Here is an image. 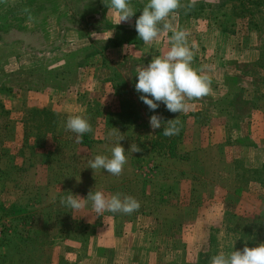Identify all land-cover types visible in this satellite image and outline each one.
<instances>
[{
    "label": "rangeland",
    "instance_id": "1",
    "mask_svg": "<svg viewBox=\"0 0 264 264\" xmlns=\"http://www.w3.org/2000/svg\"><path fill=\"white\" fill-rule=\"evenodd\" d=\"M129 3L135 15L117 25L110 0H0V264H211L264 242V0H195V11L181 0L170 14L195 43L193 68L210 69L209 93L186 113L140 100L137 68L170 50L172 33L145 44L135 21L148 0ZM129 32L137 43L109 42ZM75 115L92 126L79 143L65 128ZM152 115L178 119L179 133L153 130ZM121 136V175L87 168ZM92 189L141 206L97 216L90 202L73 214L61 203Z\"/></svg>",
    "mask_w": 264,
    "mask_h": 264
},
{
    "label": "clouds",
    "instance_id": "2",
    "mask_svg": "<svg viewBox=\"0 0 264 264\" xmlns=\"http://www.w3.org/2000/svg\"><path fill=\"white\" fill-rule=\"evenodd\" d=\"M194 4L195 0H191L188 7ZM182 6L181 0H148L142 14L135 21L138 37L145 44L151 43L169 31L172 33L170 50L153 58L147 66L137 68L138 82L135 84V90L141 94L140 100L151 111L156 110L162 103L172 113H186L191 107L189 101L202 98L210 91L211 76L208 66L201 69L192 66L195 43L189 46L187 31L177 30L168 22L170 14ZM109 10H114L117 25L121 22H130L136 13L130 6L129 0H110ZM33 19L34 17L29 14L26 22H31ZM149 124L153 130L163 127V135L168 137L177 135L180 131L177 127L178 119L164 121L160 115H152ZM65 128L76 134L78 143L85 133L92 132L89 120L81 115L69 116ZM114 134L109 133L110 136ZM123 139L124 137L121 136L116 140L110 156L98 154L89 159L87 168L93 169L94 174L97 170L103 169L111 175H121L127 164L126 150L121 144ZM127 151L138 153L142 149L132 143ZM76 179L79 182L80 178ZM89 202L97 216H103L105 212L131 215L141 206L140 202L131 195L120 192L107 194L103 190L93 191V189L86 198L71 192L61 199V203L69 207L72 214L83 212ZM211 264H264V242L256 247H248L246 244L242 250H234L230 253L220 251L211 258Z\"/></svg>",
    "mask_w": 264,
    "mask_h": 264
},
{
    "label": "trees",
    "instance_id": "3",
    "mask_svg": "<svg viewBox=\"0 0 264 264\" xmlns=\"http://www.w3.org/2000/svg\"><path fill=\"white\" fill-rule=\"evenodd\" d=\"M199 7H198V4H194L193 6H192V9H193V11H195V10H197ZM131 35H132V33L131 32H129L128 33V36H126V37H124L123 39L125 40H123L122 38H120V37H117V38H114V39H111L109 42H111L112 43V45H113V47H118V46H120L121 44H123V43H137V41H132L131 40ZM91 52H92V54H90V56L92 55V57H94V56H96V55H98V54H100L101 53V50H100V48H97V49H92L91 50ZM91 58V57H90ZM89 60V55H87V56H85L84 58H82L80 61H79V63L77 62V66L78 67H80V68H82L83 67V65H85L86 63H87V61ZM85 63V64H84ZM69 66H71V63L70 62H68L67 63ZM67 72H64V74H66ZM53 75H57V73H55V74H52L51 75V79H52V77H53ZM57 78V76H55L54 77V79H56ZM51 79H50V81H51ZM240 228H242L241 230H240V228H239V230H238V232H237V234H238V238H237V240H238V243H243L244 241H245V237H244V235H243V231L245 230V229H248V225L246 226V224L245 223H243V226H239ZM262 228V226L261 225H253V226H251L250 227V231L251 232H255V234L256 233H260L261 232V229ZM255 234H253V235H255ZM203 264H206V262H203Z\"/></svg>",
    "mask_w": 264,
    "mask_h": 264
},
{
    "label": "crops",
    "instance_id": "4",
    "mask_svg": "<svg viewBox=\"0 0 264 264\" xmlns=\"http://www.w3.org/2000/svg\"><path fill=\"white\" fill-rule=\"evenodd\" d=\"M43 207H44L43 205H40V206H35L34 208H31V209L40 210V209H42ZM27 209H30V207L27 208ZM23 221H24V223L26 224V226L29 227V226L31 225L30 220L23 218Z\"/></svg>",
    "mask_w": 264,
    "mask_h": 264
},
{
    "label": "built area",
    "instance_id": "5",
    "mask_svg": "<svg viewBox=\"0 0 264 264\" xmlns=\"http://www.w3.org/2000/svg\"><path fill=\"white\" fill-rule=\"evenodd\" d=\"M3 236H4V229L2 225L0 224V240H2Z\"/></svg>",
    "mask_w": 264,
    "mask_h": 264
}]
</instances>
